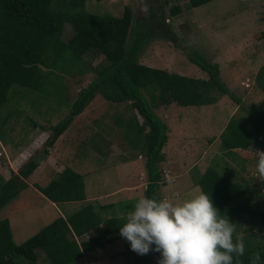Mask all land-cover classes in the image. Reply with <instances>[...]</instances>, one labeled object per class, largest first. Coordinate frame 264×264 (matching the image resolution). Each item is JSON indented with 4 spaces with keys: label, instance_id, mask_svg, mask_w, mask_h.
Wrapping results in <instances>:
<instances>
[{
    "label": "trees",
    "instance_id": "16d2710c",
    "mask_svg": "<svg viewBox=\"0 0 264 264\" xmlns=\"http://www.w3.org/2000/svg\"><path fill=\"white\" fill-rule=\"evenodd\" d=\"M212 1L215 0H189V6L196 8ZM148 2L147 16L139 19L130 5L125 7L122 17H115L90 12L87 0H0V141L6 143L2 130V111L5 108L2 110V107L9 99L12 85L43 91L42 85L48 82L50 74L62 76V73L74 71L76 67L83 73L88 69L84 63L87 55L104 54L108 60L96 69L98 77L79 90L68 113L49 127L50 138L45 142L48 147L69 128L96 94L113 104L130 103V107L143 120L140 126L135 123L133 130L146 137L143 153L147 185L144 197L161 199L160 187L164 174L160 164L164 161L163 148L168 136L166 124L155 115L153 107L171 103L181 106L207 105L216 100L213 91H219L240 104L244 111L230 118L221 132L222 150L233 155L236 149L245 150L256 142L264 150V99L257 104L242 105L241 98L220 77L219 63L211 61L200 51L185 49L188 59L208 73V79H202L139 62L152 35H159L173 41L177 47L181 46L177 33L166 22L163 7L157 8L151 0ZM182 13L180 5L170 10L171 17ZM67 25L72 26L74 31L68 41L64 39ZM57 82L58 87L63 83ZM256 82L264 90V65L256 75ZM60 98L67 102L63 99V89ZM8 116L7 112L4 119ZM126 128L129 132L130 125L127 124ZM45 151L48 149L45 148ZM33 156L19 167L17 174L10 171L9 176L5 177L0 172V209L28 186L23 179L33 173L39 162ZM195 181L220 213L236 224V234H241L243 225L240 218L254 219L258 214L264 226V210L259 212L251 206L252 188L245 185L244 180H229L215 168L208 167ZM35 186L54 203L85 199L82 174L68 167L57 173L47 185ZM104 208L106 206L96 208L95 204L87 203L66 217L55 218L21 244L14 241L9 220L0 216V264H21L19 257L35 262L39 249L52 264H77L84 252L97 253L118 237L131 251L130 242L120 234L124 220L105 219L102 215ZM93 230L97 236H93L89 243L84 236ZM251 230L248 226L244 228L245 232ZM243 237L245 253L238 259L234 257L233 264H252L255 253L260 254L259 264H264V242H253L249 237ZM156 254L160 260L161 254Z\"/></svg>",
    "mask_w": 264,
    "mask_h": 264
},
{
    "label": "rangeland",
    "instance_id": "374dc122",
    "mask_svg": "<svg viewBox=\"0 0 264 264\" xmlns=\"http://www.w3.org/2000/svg\"><path fill=\"white\" fill-rule=\"evenodd\" d=\"M151 2L157 8L163 7L167 16L166 22L177 33V40L181 46L177 47L173 41L158 37L159 35H152L140 57V63L149 67H158L170 72L202 78L208 73L190 61L185 53V49L197 50L210 58L211 61L220 64V77L241 98L242 105L257 104L264 99V90L260 89L256 82L257 72L264 65V0H215L196 8L189 6V0H151ZM148 3V0H87L86 5L92 13H106L115 17H122L125 7L130 5L134 9L135 17L145 19L147 12L142 11V9L145 6L148 8ZM175 5H180L183 13L177 17H171L170 10ZM73 34L72 26L67 25L64 31V39L68 41ZM107 60L104 54H89L84 59V63L88 67L85 72L81 73L80 69L76 67L74 71L62 73V76L50 74L48 82L42 85L43 91L18 85L11 86L9 99L2 107V110L5 108L2 111V130L6 140V148L11 158L22 150L26 158L34 155L35 160L43 159L42 157L45 156L46 152L45 148H47L49 151L46 152V157L49 154L56 160L50 158L49 164L51 166L44 163L43 166L37 168L35 177H32L37 182L41 184L46 181L49 182L52 179V172H55L56 175L57 170H61L65 166V168H71L82 174L85 178V180L83 179L84 184L88 187L91 196L94 195L92 185L96 174H99L100 180L103 181L104 176H114L115 171L120 176L119 182L124 181L128 185L138 183L136 185L139 186V191L146 188L147 175L143 153L145 152L144 141L146 137L133 130L135 123L140 126L143 120L130 107V103L113 104L106 102L98 93L84 108L79 116L80 120L71 126L68 135L59 142L61 145H58L56 149L53 145L48 147L45 142L40 144L38 138H34L40 131L34 129L36 128L34 127L35 124L44 125L43 128L49 134L51 133L49 127L52 123L56 124L68 113L69 106L76 99L79 90L88 86L98 77L96 69L105 65ZM42 68L47 71L46 67L42 66ZM57 80L63 82L60 89ZM62 89L63 99L67 101L66 103L60 98ZM212 94L225 96L226 99L222 104L211 103L194 108H191L193 106L177 104H173V106L161 104L153 107L155 115L166 124L168 136L165 144L167 148L165 151L163 150L164 161L160 164V170L164 174L160 187V198L164 199L165 195L170 194L169 196L173 197L172 200L177 203L194 198L201 193V188L197 186V190L192 188L189 191L185 185L188 175L193 183L191 185L194 187L196 186L195 180L200 173H203L208 167H213L229 180H244L245 185L252 188L251 206L262 212L264 210V185L256 167L258 159L256 151L264 150L260 148L258 142L245 150L236 149L233 155H228V152L222 150L220 134L229 121L227 118L230 110L233 108L234 117L243 114L244 111L240 104H237L227 95L221 94L219 91H213ZM145 95L151 102L150 97ZM7 112L9 116L4 119ZM83 118H89L90 122L83 120ZM94 118H98V120L93 121ZM127 124L130 125L129 132H127ZM179 126L184 129L182 139H180L182 128ZM34 130H36L35 133H33ZM26 131L32 133L28 136L29 132L25 133ZM76 132L79 133L78 137H76ZM215 139L216 141H214ZM213 141L214 143L211 144ZM70 142L72 146H68V148L71 155L62 159L59 154H62L64 146L66 147ZM183 142L193 146V154L192 157H186V160H183L185 167L188 166L185 169L186 176L178 177L175 180L167 176L166 170L169 171L168 167H170L172 174L175 175L180 167H184L176 160L178 157L182 158V155L176 150ZM3 155L2 153L0 168L3 161L7 162V157ZM117 166L129 171L125 175L126 177L122 175L125 171ZM19 167L16 164L15 169ZM128 174L131 175L128 176ZM29 181L30 179H27L25 182L29 183ZM34 187L36 188L35 185ZM96 188L98 190V185ZM112 189L110 187L106 190ZM26 191L12 198L0 210L2 217H8L11 220L13 237L17 244L23 243L36 231L48 224L47 221L50 218L51 220L53 218V211L50 206H48V210L42 212L43 216H41L40 211L35 214L32 213L31 209L22 210L23 213L21 214L20 209L25 200ZM139 195L140 192L134 196ZM32 199L33 196L25 201L35 204L37 201ZM15 202H17L16 208H18L13 210L12 205ZM105 203L108 204V202ZM113 203L112 207L121 212H129L130 209H134L132 201ZM85 204L83 203V205ZM93 204L96 208L101 207L98 206V202ZM8 206L11 208L7 212L5 209ZM61 207H63V211L68 212L64 206ZM69 208L75 212L81 206L79 203L73 202ZM117 210L106 206L103 212L117 218L119 215ZM261 221L262 219L258 214L254 216V219L240 218L243 225L240 233L249 237L253 242H264V226ZM246 226L251 227L252 230L245 232ZM88 242L90 243V240ZM152 248L154 249L153 246ZM103 250L105 254L107 250ZM121 251L124 252L125 248L122 242L118 241L115 246L109 249V254L106 257L109 259L113 253ZM131 251L134 254L127 259L128 261L151 264L152 260L158 261L159 258L154 250H150L145 255ZM37 252L39 257L35 262H30L25 257H19L18 260L21 264H52L43 251L39 249ZM94 255L95 253L92 252L91 256ZM121 263L122 260H114V264ZM77 264H81L80 259Z\"/></svg>",
    "mask_w": 264,
    "mask_h": 264
},
{
    "label": "clouds",
    "instance_id": "9594fccd",
    "mask_svg": "<svg viewBox=\"0 0 264 264\" xmlns=\"http://www.w3.org/2000/svg\"><path fill=\"white\" fill-rule=\"evenodd\" d=\"M147 10V6L142 9ZM256 155L257 171L264 179V151L257 150ZM18 169L11 171L17 174ZM120 234L139 255L159 252V264H233L234 257H242L246 250L236 224L203 192L182 203L168 198L139 199L127 213ZM259 261L260 254L255 253L252 264Z\"/></svg>",
    "mask_w": 264,
    "mask_h": 264
},
{
    "label": "crops",
    "instance_id": "0c3cea01",
    "mask_svg": "<svg viewBox=\"0 0 264 264\" xmlns=\"http://www.w3.org/2000/svg\"><path fill=\"white\" fill-rule=\"evenodd\" d=\"M207 76L204 75L202 77V79H208ZM240 80H243V79H240ZM215 97H216V101L214 103H212V104H215V105L222 104V102L225 101V99H226L225 96L216 95ZM173 104L175 105L176 103H171L172 106H173ZM194 107L195 106H193L191 108H194ZM82 112L74 118V120L70 124L69 128L64 133H62L60 136H58L57 139L54 141L53 146H54L55 149L58 147V145H61V143H59V142L64 137H66L68 135V132H69L71 126L73 124H76L77 121L80 120L79 119V116L82 114ZM233 114H234V112H233V108H232L230 110V113H229V116L227 118V121H228V119L230 120V118L233 116ZM83 120L89 121V118H83ZM96 120H98V118H94L93 119V121H96ZM54 124L55 123H52V125H54ZM34 127H36L34 129L40 130L39 133H37L36 136L34 137V138H38L40 144L46 142L50 138V134L43 127H41L39 125L34 126ZM180 128H182V127H180ZM36 130H34L33 133H35ZM31 131L28 133V136L32 133ZM183 134H184V129L182 128V132H181V135H180V139H182V135ZM78 135H79V133L76 132V137H78ZM189 135H190V133H189ZM185 136H186V134H185ZM214 141H216V139ZM214 141L211 142V144L214 143ZM38 146L36 147V150H37ZM68 146H72L71 145V142L69 144H67L66 147L64 146V151L61 152L62 154H59L62 157V159L67 158V157H69L71 155V151L68 148ZM166 148H167V146H165V148L163 150L165 151ZM176 151L179 154L182 155V158H179L178 157L176 160L178 162H180L184 167H180V170L177 171L175 175L172 174V171H171V168L170 167H168L170 172L168 170H166L167 176H170V177H172V179H175V180H176V178L178 179V177L183 178L184 176H186L187 172L185 171V169H187L188 166L185 167V165L183 164V160H186V157H188V158L189 157H192V154H193V146L191 144H185L183 142L182 145L179 148H177ZM0 153H1L0 156H2V153H3L4 154L3 156H6L7 157V162L6 161H3V163H2L3 165L0 168V172L3 173L5 177H8L9 176V173H10L11 170H14V171L17 170V169H15L16 164H18V166H20L28 158V157L26 158V155H25V153L22 150H20L18 153H16V156L15 157L11 158V155H10L9 151H7L6 143H2L1 141H0ZM44 157H42V158L45 159V160L38 159V161H39L38 162V166L33 171V173L27 178V179H30V181L28 183V186L26 188H24L22 191H20L16 195V196H18L20 193H22L23 191L27 190L26 191L25 200H27L28 198H31V196H33V199L32 200H36L37 201L35 204H30V201H25L24 200L23 205H22V208L20 209L21 214L23 213L22 210L31 209L32 210V213L35 214L37 211H40L41 216H43V213L42 212L45 211V210H48V206H50L52 208V211H53V216H52L53 218H52V220L50 218V220L47 221V223L49 224L50 222H52L55 218H57L59 216L66 217V216L70 215L71 213H73L74 210L72 208L71 209L69 208L70 204H73V202L79 203V205L81 207H82L83 203H86L87 204V203L98 202V206H101V207L108 206V207H110L112 209H116L117 210V208L112 207V205L114 204L113 202L116 203V202H119V201H132L133 206H135V204L138 202L139 199L144 198V191H145V189L142 188L139 191L138 190V187L139 186L136 185L138 183H135V184H132V185H128L124 181L119 182L120 176L115 171L114 176L113 175H106V176H104L103 181L100 180L99 174H96V176L94 177V180H93V185H92L93 186L92 192L94 194L93 196H91L92 194L88 192V187L85 186V184H84V186H85V199L80 200V201H68V202L54 203V202L50 201L49 199H47L39 190H37L34 187L35 184L43 187V186L47 185L49 182L46 181L45 183L43 182L41 184V183L37 182L36 180H34L32 178V177H35L37 168L43 166L44 163H48L49 164L50 158H52V159L55 160V158L52 155H49V154L47 155L48 158L46 157V155ZM46 158H47V160H46ZM200 161H203V160L200 159ZM193 162H195V161H193ZM13 163H15V165H13ZM117 167L119 169H122L123 171H125L122 174L124 176L129 172L128 170L123 169V168H120L119 166H117ZM64 168H65V166H64ZM63 169L57 170V173L61 172ZM57 173H56V175H57ZM56 175H55V172H52V176H51L52 179ZM130 175L131 174H128V176H130ZM189 177L190 176L188 175V178L185 180L186 181V184L185 185L187 186L188 190L190 191V190H192V188L195 189V190H197L196 187L198 185H196V186L193 187L191 185L192 181L189 179ZM83 179L85 180V178H83ZM139 180L141 181V178ZM146 184H147V182H146ZM97 185H98V190L96 188ZM139 185H140V183H139ZM110 187H112L113 189L110 190V191L106 190V189H108ZM139 192H140V195L139 196H134V195H137V193H139ZM169 195L170 194L165 195L164 198L173 199V197L172 196H169ZM134 198H137V200H134ZM105 202H108V204L105 203ZM16 204H17V202H15L12 205L13 206V210H15V209L18 208V207L16 208ZM19 204H20V202H19ZM61 206H64V208L68 212L63 211V207H61ZM10 208H11V206H8L5 209V211L8 212V210H10ZM131 210H133V209H130V211ZM117 212L119 213V215H118L117 218L124 220V222L126 223V216H127V213L128 212H121V211H118V210H117ZM8 214H7V216H8ZM30 214H31V212H30ZM102 215L105 217V219L116 218V217H111L109 214H106L104 212H102ZM2 218H7L9 220V223H10L11 227H12L11 220L8 217H2ZM12 230H13V227H12ZM40 230H38V231H40ZM38 231H36V233ZM12 234H13V232H12ZM93 236H97V233H96L95 230H93V231L89 232L88 234H86L84 236V239L86 241H89ZM13 239H14V237H13ZM80 240H81V238L78 237L79 243H81ZM118 241L119 242H122V245H124L125 251L124 252L121 251V252L113 253L110 256V258L107 259L106 256L109 254V249L111 247L115 246V244ZM103 249H106L107 250L105 254H104V250ZM100 251L102 252V254H101ZM133 254L134 253L132 251H128L126 249V246L124 244V240L122 238L118 237L111 245H108L105 248H100L97 253L95 252V255L94 256H91V254H89L87 252H84L83 257L80 258V260H81V264H114V260H117V261L122 260V263L121 264H123V263H125V264H144V263H136V262L128 261L127 259L128 258H131V255H133ZM159 261L160 260L158 258V261L152 260L150 263L151 264H159Z\"/></svg>",
    "mask_w": 264,
    "mask_h": 264
},
{
    "label": "bare ground",
    "instance_id": "6f19581e",
    "mask_svg": "<svg viewBox=\"0 0 264 264\" xmlns=\"http://www.w3.org/2000/svg\"><path fill=\"white\" fill-rule=\"evenodd\" d=\"M170 140V139H169Z\"/></svg>",
    "mask_w": 264,
    "mask_h": 264
}]
</instances>
